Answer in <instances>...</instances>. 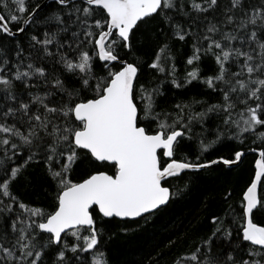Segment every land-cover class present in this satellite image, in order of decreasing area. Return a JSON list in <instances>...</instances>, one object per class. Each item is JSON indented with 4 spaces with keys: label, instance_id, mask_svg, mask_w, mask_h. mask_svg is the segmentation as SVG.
<instances>
[{
    "label": "snow or ice",
    "instance_id": "obj_1",
    "mask_svg": "<svg viewBox=\"0 0 264 264\" xmlns=\"http://www.w3.org/2000/svg\"><path fill=\"white\" fill-rule=\"evenodd\" d=\"M248 136L254 179L171 264H264V0H0V264H116Z\"/></svg>",
    "mask_w": 264,
    "mask_h": 264
},
{
    "label": "trees",
    "instance_id": "obj_2",
    "mask_svg": "<svg viewBox=\"0 0 264 264\" xmlns=\"http://www.w3.org/2000/svg\"><path fill=\"white\" fill-rule=\"evenodd\" d=\"M197 90L194 89V91ZM254 141L255 136H248L241 147L245 152L255 148L257 143ZM232 147V144L221 145L213 151L211 157L228 156ZM195 148L194 143L186 145L185 154L191 156ZM255 159L256 155L249 153L235 167L221 164L211 169L201 170L196 175L189 173L191 183L188 189L146 224L141 221L139 225L135 222L123 225V222L113 219L107 224L111 231L119 233L122 225L129 228V231L120 234L116 243L112 245L116 264H171L182 253L193 251L199 238L210 233L213 227L211 217L223 215L228 208V204L221 199L225 192L227 190L233 192L229 203L235 204L241 190L253 179ZM93 167H104L108 170L101 162L93 164L86 160L80 165L79 171L85 173ZM39 173V168L32 172L34 184L40 183ZM172 183L180 184L182 181L173 178ZM15 190L24 202L32 200L36 193L39 194L40 200L43 199V193L39 188L36 189V193H33L25 185L18 184ZM161 255L163 258H160Z\"/></svg>",
    "mask_w": 264,
    "mask_h": 264
},
{
    "label": "water",
    "instance_id": "obj_3",
    "mask_svg": "<svg viewBox=\"0 0 264 264\" xmlns=\"http://www.w3.org/2000/svg\"><path fill=\"white\" fill-rule=\"evenodd\" d=\"M249 153H252V152H250V151H246V154H249ZM252 154H255L256 155V159L258 158V155L256 154V153H252ZM240 164V163H239ZM238 164V165H239ZM235 166H237V165H233V166H231V167H235ZM227 167H229V166H227ZM253 179H254V177H253Z\"/></svg>",
    "mask_w": 264,
    "mask_h": 264
}]
</instances>
